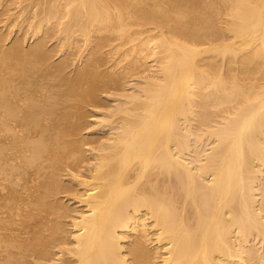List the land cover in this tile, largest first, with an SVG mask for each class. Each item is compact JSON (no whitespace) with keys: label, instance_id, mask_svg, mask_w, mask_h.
<instances>
[{"label":"bare ground","instance_id":"6f19581e","mask_svg":"<svg viewBox=\"0 0 264 264\" xmlns=\"http://www.w3.org/2000/svg\"><path fill=\"white\" fill-rule=\"evenodd\" d=\"M0 264H264V0H0Z\"/></svg>","mask_w":264,"mask_h":264},{"label":"rangeland","instance_id":"374dc122","mask_svg":"<svg viewBox=\"0 0 264 264\" xmlns=\"http://www.w3.org/2000/svg\"><path fill=\"white\" fill-rule=\"evenodd\" d=\"M11 29L13 30V35H14V34H17V32L19 31V26H14L13 28L11 27ZM17 30H18V31H17ZM91 130H93V129L90 128V131H91ZM102 131H103V132H107V131H109V130H108V127H107V128H102V129L98 130V133H99V132L101 133ZM103 132H102V133H103ZM102 133H101V134H102Z\"/></svg>","mask_w":264,"mask_h":264}]
</instances>
